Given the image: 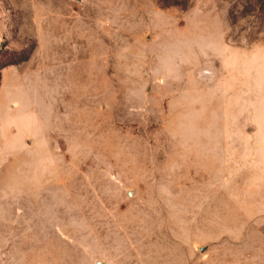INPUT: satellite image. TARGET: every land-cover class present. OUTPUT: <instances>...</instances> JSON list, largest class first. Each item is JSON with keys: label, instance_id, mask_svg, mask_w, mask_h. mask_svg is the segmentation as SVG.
<instances>
[{"label": "rangeland", "instance_id": "obj_1", "mask_svg": "<svg viewBox=\"0 0 264 264\" xmlns=\"http://www.w3.org/2000/svg\"><path fill=\"white\" fill-rule=\"evenodd\" d=\"M98 262L264 264V0H0V264Z\"/></svg>", "mask_w": 264, "mask_h": 264}, {"label": "water", "instance_id": "obj_2", "mask_svg": "<svg viewBox=\"0 0 264 264\" xmlns=\"http://www.w3.org/2000/svg\"><path fill=\"white\" fill-rule=\"evenodd\" d=\"M129 195H131V193H129ZM97 264H102V263L98 262Z\"/></svg>", "mask_w": 264, "mask_h": 264}, {"label": "bare ground", "instance_id": "obj_3", "mask_svg": "<svg viewBox=\"0 0 264 264\" xmlns=\"http://www.w3.org/2000/svg\"><path fill=\"white\" fill-rule=\"evenodd\" d=\"M30 143H31V141L28 142V144H30Z\"/></svg>", "mask_w": 264, "mask_h": 264}]
</instances>
